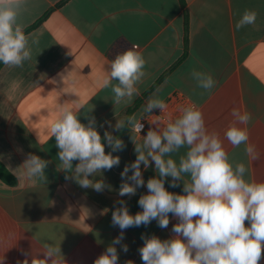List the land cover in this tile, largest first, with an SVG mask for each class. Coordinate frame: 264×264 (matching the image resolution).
Returning a JSON list of instances; mask_svg holds the SVG:
<instances>
[{
	"label": "crops",
	"instance_id": "0c3cea01",
	"mask_svg": "<svg viewBox=\"0 0 264 264\" xmlns=\"http://www.w3.org/2000/svg\"><path fill=\"white\" fill-rule=\"evenodd\" d=\"M246 10L257 13L256 21L237 29ZM18 23L31 59L0 69V164L17 180L10 186L0 179V264H52L49 247L59 249L56 259L63 264H94L121 235L113 212L121 202L133 216L142 212L138 201L148 194L147 181L159 178L149 159L147 169L141 164L144 186L135 195H119L121 173L137 158L136 144L149 130L162 134L189 106L201 111L206 131L218 135L233 167L245 165L244 179L264 182V0H25ZM134 44L145 60V76L136 85L138 94L115 103L103 81L110 63ZM193 70L211 75L214 87L200 88ZM150 98L163 100L167 109L146 112ZM66 109L85 125L94 118L105 153L120 159L111 170L89 176L93 183L103 181V191L80 186L74 178L78 161L72 171L62 169L55 137H49ZM233 109L250 115L246 125L236 126L247 129L258 158L246 153V144L227 141ZM129 118L143 125L138 135ZM118 121L124 127L115 130ZM105 132L122 140L123 150L113 151ZM188 150L169 156L179 165ZM29 155L48 162L44 178L25 174ZM171 183L164 178L167 191L184 194L183 180L177 187ZM168 219L166 228L152 220L125 229L114 245L117 264H143L139 249L147 238H176L179 219L171 213Z\"/></svg>",
	"mask_w": 264,
	"mask_h": 264
},
{
	"label": "clouds",
	"instance_id": "9594fccd",
	"mask_svg": "<svg viewBox=\"0 0 264 264\" xmlns=\"http://www.w3.org/2000/svg\"><path fill=\"white\" fill-rule=\"evenodd\" d=\"M24 3L25 0H0V62L6 66H22L24 61L31 59L28 37L18 23ZM256 17L255 11L246 10L236 28L254 24ZM144 66L145 60L135 44L110 63L103 86H111L115 103L125 99L130 101L138 94L136 85L145 76ZM191 76L205 90H211L215 85L209 74L193 70ZM112 81L118 83L113 85ZM155 108L166 110L167 105L159 98H150L145 111L151 112ZM232 116L235 121L225 133L227 141L234 147L246 144V153L258 158L254 146L248 144L247 129L236 126L237 123L246 125L250 115L233 109ZM128 123L137 135L143 129V125L134 122L133 118H129ZM123 127L124 122L118 121L115 130ZM50 132L49 139L55 137L59 149L62 169L72 171L73 161H78L74 178L80 186L103 191L106 187L103 181L93 183L89 176L111 170L119 165L120 159L105 153L94 118L85 125L76 113L66 109L52 124ZM104 139L113 151L123 150L124 144L119 138L105 132ZM184 146L189 150L177 165L169 154ZM135 151V162L126 165L121 173L124 182L119 195H135L137 187L144 186L141 164L147 169L149 159L154 161L159 178L147 181L148 194L142 195L138 201L142 212L131 215L123 202L113 212L112 223L121 229V235L94 264H117L114 245L121 242L125 229L147 225L152 220H157L159 227L166 228L169 213L179 219V223L173 226L176 238L161 241L153 236L145 239L139 249L143 264H259L264 253V182L246 181L247 168L243 163L233 167L218 135L206 131L199 109L195 106L184 108L178 118L167 123L162 134L149 130L143 143L136 144ZM47 163L39 156L29 155L24 165L25 174L44 178ZM130 170L132 175L129 177ZM185 175L189 176L187 182ZM167 177L172 178L171 187H177V182L183 180L184 194L167 191L164 186ZM123 251H127L126 245ZM47 254L55 257L52 264H63L56 259L57 254L60 256L59 249L49 247ZM33 264H45V260H34Z\"/></svg>",
	"mask_w": 264,
	"mask_h": 264
},
{
	"label": "trees",
	"instance_id": "16d2710c",
	"mask_svg": "<svg viewBox=\"0 0 264 264\" xmlns=\"http://www.w3.org/2000/svg\"><path fill=\"white\" fill-rule=\"evenodd\" d=\"M4 66L2 62H0V69ZM0 179L6 183L7 185L14 186L17 184L16 178L3 166L0 164Z\"/></svg>",
	"mask_w": 264,
	"mask_h": 264
}]
</instances>
